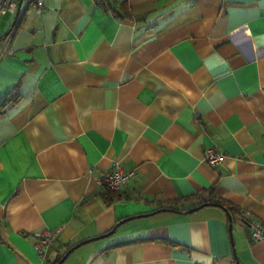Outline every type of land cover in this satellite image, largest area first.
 I'll return each instance as SVG.
<instances>
[{
  "label": "crops",
  "instance_id": "0c3cea01",
  "mask_svg": "<svg viewBox=\"0 0 264 264\" xmlns=\"http://www.w3.org/2000/svg\"><path fill=\"white\" fill-rule=\"evenodd\" d=\"M10 93L0 264H47L133 215L61 264H264L241 217L264 224V0L20 7L0 16V98ZM207 147L222 155L215 168ZM117 165L134 175L106 202ZM210 195L238 209L231 232L219 205L187 211ZM59 226L40 259L33 233Z\"/></svg>",
  "mask_w": 264,
  "mask_h": 264
},
{
  "label": "built area",
  "instance_id": "2783aa9c",
  "mask_svg": "<svg viewBox=\"0 0 264 264\" xmlns=\"http://www.w3.org/2000/svg\"><path fill=\"white\" fill-rule=\"evenodd\" d=\"M96 1L100 2L101 0ZM43 3L44 0H0V16L9 14L17 18L20 12V7L25 9L29 4H33L35 10L40 12L42 10ZM11 34L7 35V42L10 40ZM221 157L222 155L213 148L207 147L204 150L203 159L206 164L212 168H215L220 163ZM133 175V170L124 171L117 165L113 171L102 177L101 181L106 183L112 189L119 190ZM241 217L249 226L251 238L254 240H264V224L258 220L249 219L246 214H242ZM61 231L62 227L59 226L52 229L44 228L33 233L34 247L40 259H46L48 251L57 243Z\"/></svg>",
  "mask_w": 264,
  "mask_h": 264
},
{
  "label": "trees",
  "instance_id": "16d2710c",
  "mask_svg": "<svg viewBox=\"0 0 264 264\" xmlns=\"http://www.w3.org/2000/svg\"><path fill=\"white\" fill-rule=\"evenodd\" d=\"M102 1L103 0H101L100 2H102ZM18 101H19V98L17 96H14L11 93L8 94L7 96H5L4 98H0V114L5 112L8 108L16 105L18 103ZM116 192H117V190L112 189L106 183L102 182V190L99 193L105 198L106 202L111 201L115 197ZM197 203L198 204H202V203L217 204V205H219L221 207H226L231 213H234V212L238 211V209L235 208L234 206H232L231 204H228L224 200L216 198V197L211 196V195H210V197L208 199H202L201 198ZM173 204H174V202L167 203V204H162V205H160V209H163V210L164 209H175V206ZM179 209H180V211L184 210L183 208H179ZM75 243L76 242L69 243L66 246L65 250L60 252L53 261L48 262L47 264H55L59 260V258L62 256V254L68 248H70L72 245H74ZM122 243H124V242H120V243H117L115 245L122 244ZM115 245H112V246H115Z\"/></svg>",
  "mask_w": 264,
  "mask_h": 264
},
{
  "label": "water",
  "instance_id": "95a60500",
  "mask_svg": "<svg viewBox=\"0 0 264 264\" xmlns=\"http://www.w3.org/2000/svg\"><path fill=\"white\" fill-rule=\"evenodd\" d=\"M208 203H202L200 204L199 206H193L191 208H189L187 211L191 212V211H194L196 209H198L199 207H202V206H205L207 205ZM217 205V204H215ZM222 209L224 210V212L226 213V216H227V220H228V227H229V230L231 232L232 230V214L231 212L226 208V207H222ZM138 215H133V216H127L125 218H122L120 220H118L116 222V224L106 233L104 234H101V235H98L96 237H91V238H86V239H83V240H80L78 242H76L74 245H72L70 248H68L63 254L62 256L59 258V260L55 263V264H61L62 262H64V260L67 258V256L74 250L76 249L77 247H79L80 245L84 244V243H87L89 241H93V240H96V239H99V238H102V237H105V236H108L109 234H111L117 226H119L120 224H122L123 222L129 220V219H132L134 217H137Z\"/></svg>",
  "mask_w": 264,
  "mask_h": 264
},
{
  "label": "rangeland",
  "instance_id": "374dc122",
  "mask_svg": "<svg viewBox=\"0 0 264 264\" xmlns=\"http://www.w3.org/2000/svg\"><path fill=\"white\" fill-rule=\"evenodd\" d=\"M96 240H99V239H96ZM65 262V261H64ZM67 262H69V259H68V261Z\"/></svg>",
  "mask_w": 264,
  "mask_h": 264
}]
</instances>
